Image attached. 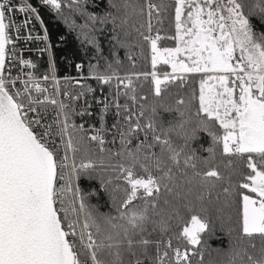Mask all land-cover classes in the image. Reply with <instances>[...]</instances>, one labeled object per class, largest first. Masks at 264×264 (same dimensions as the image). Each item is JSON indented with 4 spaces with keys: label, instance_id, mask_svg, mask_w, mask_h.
Listing matches in <instances>:
<instances>
[{
    "label": "snow or ice",
    "instance_id": "obj_1",
    "mask_svg": "<svg viewBox=\"0 0 264 264\" xmlns=\"http://www.w3.org/2000/svg\"><path fill=\"white\" fill-rule=\"evenodd\" d=\"M108 2L101 18L87 0H40L65 22L64 7L78 14L97 53V24L112 27L113 59L61 79L17 48L48 40L33 35L38 7L0 0V264H203L217 221L235 225L227 264H264V33L249 19L264 20V0L247 12L242 0ZM88 81L102 93L99 127L83 119ZM200 133L210 144L191 148ZM81 180L99 182L109 211Z\"/></svg>",
    "mask_w": 264,
    "mask_h": 264
},
{
    "label": "trees",
    "instance_id": "obj_2",
    "mask_svg": "<svg viewBox=\"0 0 264 264\" xmlns=\"http://www.w3.org/2000/svg\"><path fill=\"white\" fill-rule=\"evenodd\" d=\"M155 2H159V0H155ZM242 2L245 5V12H247L256 0H242ZM30 3L33 6L38 7L39 15L41 16L47 29L53 52L55 68L59 75H64L67 72L71 74L76 73L75 65L77 63H82L84 65V73L87 74V66L90 61L92 63H96V61L99 60L101 67H103L105 58L107 60L113 59L112 52L114 51V48L111 41L112 27L110 23L103 26L97 24V28L99 30L96 32L95 36L100 48V52L97 53L96 47L88 44L82 34V30L79 25L83 24L84 21L78 14L73 15L67 7H64L62 9L64 17L68 18L67 22H65V19L58 15L56 11L51 10L50 7L41 5L40 0H30ZM86 8L89 13L95 14L101 18H103L109 11H112L108 0H87ZM249 19L253 30L256 33H264V20H262L260 16L252 15ZM72 21H75L77 25L76 28L70 27ZM167 28L168 24L165 23V29ZM121 37L123 38V33H121ZM129 39L132 38L129 37ZM163 45L172 46V42L165 40ZM115 51H117L120 58L124 60V49H115ZM134 51L136 50L134 49ZM145 54L147 55V49ZM32 56L37 60L39 73L45 72L49 66L47 55L33 54ZM124 64L125 67H127L126 60H124ZM149 69L150 64L147 61H138L136 67L137 71ZM174 91L175 90L173 89L172 92L174 93ZM173 100L174 95L166 94L167 103H172ZM99 114L100 111L96 110L93 115L85 116L83 119L89 124L93 122L94 124L99 125ZM174 117L175 113H168L161 110L157 119L162 120L165 125H167L169 121L174 120ZM76 119L77 122H80L81 118L77 117ZM108 120L111 123L114 121V117L111 114H108L105 117V121L107 122ZM173 139L177 144L182 143V141L177 139L175 136ZM210 142V138L206 133H200L198 138L192 142L190 147L199 150L202 146L207 147ZM200 155L206 156L207 153L201 151ZM80 183L81 187L85 191L96 192V195L90 198L91 203L98 204L100 211L102 212L109 211L110 204L108 197L106 193L100 189L99 182L97 180H81ZM172 224L173 230L178 232L179 228L175 226L176 222L173 221ZM229 227H235V225L225 224L223 230H221V225L217 221L214 224L213 231L203 234L202 239L205 249L203 264H227V253L230 249V237L228 235ZM235 235L236 234L234 233L233 236Z\"/></svg>",
    "mask_w": 264,
    "mask_h": 264
},
{
    "label": "built area",
    "instance_id": "obj_3",
    "mask_svg": "<svg viewBox=\"0 0 264 264\" xmlns=\"http://www.w3.org/2000/svg\"><path fill=\"white\" fill-rule=\"evenodd\" d=\"M15 19L17 21V23H19L22 19H24V16L22 14H16L15 15ZM33 25H35V31L33 33V35H41L43 36L44 35V29L46 28L44 23H43V27H41L40 23L35 21L33 19ZM31 27V26H30ZM25 34V30L24 29H21V35H24ZM47 36H48V40L47 41H44V40H33L31 42H28V43H25L23 40L21 41H18L17 42V48L18 49H24L23 51V56L27 59H31L33 60V62H35L37 64V60L32 56L33 54H38V55H42V54H46L47 55V58H48V62H50V60L54 63V58H53V52H52V48H51V44H50V40H49V35H48V32H47ZM11 47V46H9ZM47 47L48 50L47 51H44L43 53L37 51V49H43ZM54 66H55V63H54ZM56 70V68H55ZM76 73H69L67 72L66 74L64 75H59L56 71V75L58 78H63L65 76H70V77H78L80 75L79 72H77V70H75ZM83 72H84V69H83ZM85 74V73H84ZM86 75V74H85ZM88 83L92 84L93 87H96L97 88V91L92 94L91 96H88L87 99L89 100V102L91 103V109L90 111L92 112V115L93 113H95L96 110H101V107L102 105L96 103V100L93 99V96H95L96 98H101L102 97V93L100 92L99 88L97 87L96 85V82L95 81H88ZM108 89L105 87L104 89V93H107ZM84 101H80L79 102V105H83ZM113 122H111L108 127H111V124ZM97 127H99V125H96ZM108 139H111V135L108 136Z\"/></svg>",
    "mask_w": 264,
    "mask_h": 264
},
{
    "label": "rangeland",
    "instance_id": "obj_4",
    "mask_svg": "<svg viewBox=\"0 0 264 264\" xmlns=\"http://www.w3.org/2000/svg\"><path fill=\"white\" fill-rule=\"evenodd\" d=\"M90 124H94L93 122L92 123H90ZM110 124V121L108 120L107 122H106V126H108ZM96 125V124H95Z\"/></svg>",
    "mask_w": 264,
    "mask_h": 264
}]
</instances>
